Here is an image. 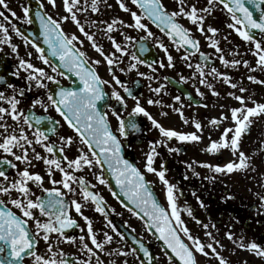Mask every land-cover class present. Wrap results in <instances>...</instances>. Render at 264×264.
<instances>
[{
	"label": "snow or ice",
	"instance_id": "6c2138e0",
	"mask_svg": "<svg viewBox=\"0 0 264 264\" xmlns=\"http://www.w3.org/2000/svg\"><path fill=\"white\" fill-rule=\"evenodd\" d=\"M47 2L52 7H58L57 0H47ZM102 2H105V0H84L83 4L80 3V0H60L59 6H62L65 15L54 18L42 10L43 0H41L40 6L35 11V18L39 22L44 43L48 45V50L53 57L59 58V66L51 63L42 47L29 41L28 37L15 25L12 26V31L21 37L25 44L31 43V46L39 54V59L51 68L52 74H49L45 68L34 66L31 62L19 58L18 70L13 75L19 76V69H23L27 73L26 79L29 82V91H31L33 82L35 88L45 90L47 102L37 97L32 100L30 108L35 109L39 105L45 113L49 106L54 108L68 127L74 130L80 143L86 146L88 151L79 149L78 154L71 159L67 155L56 158V146L48 135L49 132L55 133L56 127L54 124L51 127H41L45 120L52 121L53 118L46 115H36L34 111L26 114L24 109L19 107L24 96L22 90L9 85L14 93L10 97H6L0 91V101H6L8 105V107L0 106V152L13 157L11 160L6 157L0 159V264H70L67 259L57 258L56 248L61 243H79L82 246L81 250L86 252L87 258L83 259L80 264H93V261L94 264H106V261L101 259V254L127 257L129 252L136 256L137 264H152L154 257L140 240L133 237L139 248H131L128 251L122 248H112L113 236L105 232L102 234V239L98 238L93 229L92 220L83 214L82 209L87 203L91 202L96 212L107 216L106 205L104 198L99 193L90 190L86 179L83 176L75 175L74 172H79L85 167L91 169L95 166L103 167L104 165L115 177L116 184L120 186L124 196L135 205V208L130 210L147 221L149 230L154 226L166 248L174 253V256L165 253L168 264H172L175 258H179L181 264H199V255L215 257L218 264H229V261L217 250L216 245H220V242L213 237L211 232H205L206 236L212 241L205 244L199 237L194 236L185 225L177 202V185L170 183L166 178V162L161 163L159 170L154 167V158L159 155L158 147L163 146L170 153H178L181 151L180 148L169 146V141L174 138L182 143H199L203 139V125L199 121H193L196 131L183 132L166 128L154 118L142 106L139 97L133 92L132 88L128 87L115 74V69L122 63L120 57L128 54V48L117 42L111 33L118 25L143 31L145 35L139 38V51H147L144 41L153 39L154 43L165 52L167 58V64L160 61L159 68L174 67V58L169 54L168 48L163 42L155 38L154 33L143 22L144 18L147 17L161 32H166L176 46V51L184 50L182 59L188 61L194 53H199L203 57L205 61L203 65L201 63L187 64L189 68L195 69L191 79L198 76V83L210 89L214 96H219V92L216 91L209 77L213 80H222L230 88L238 90L240 94L228 92L227 95L234 98L239 106L231 107L229 114L221 113L219 118L214 117L210 120L211 125L220 126L222 120L230 119L233 126L224 128L218 140L211 139V134H209V144L206 148V151L211 154L228 150L234 159H230L224 164L204 163L201 166L207 167L217 174L247 172L253 170V160L249 154L242 150L241 145L243 137L250 133L255 121L264 116V102L255 101L251 93L245 96L244 93H247L248 89L232 82V77L229 74L219 71L216 67H210V71L206 72L205 68L209 67L206 62L210 57L200 51V41L193 36L189 28L180 23V19H187L196 26V30L205 37L206 41L209 42V46L215 49L219 61L225 67L238 68L242 65L250 73L257 71V69L264 72V0H206L205 7H199L193 0H175L173 10L168 9L164 0H130L132 5L141 10L140 13L129 8L126 0H116L119 8L130 15L132 23H125L121 19H112L110 22L91 21L93 26L98 23L103 25V27L98 28V31H102L112 44L114 51L111 53H105L103 47L97 42L95 35L86 30L85 24L80 19V15L88 11L98 13L101 10L100 4ZM0 6L8 9L6 0H0ZM106 7H111V5L106 4ZM218 8H222L228 14L230 22L226 25L227 28L234 31L244 42L252 45L249 51L256 58L254 65L247 59H227L225 57L224 49L220 47V41L215 39L219 29L210 24L206 25V18L214 14ZM22 12L25 22L32 24L33 19L29 16L30 8L23 6ZM254 13H258V15H254ZM11 16L16 17V12L11 11ZM0 18L8 19L4 12H0ZM68 21L77 26L78 31L87 38L92 48L100 54L108 66L112 82L119 85L127 96L135 101L131 111L128 112L127 119L115 107L111 109V115L115 118L117 125L115 131L111 126L109 113L98 106L101 101L107 104L109 95L104 90V86L109 84V81L102 79L96 68L92 66L100 65L102 61H89L86 58V53L76 47L74 42L78 41L79 38L74 33L67 34L62 27L63 22ZM121 35L124 37L126 44L136 39L124 33H121ZM223 39L228 41V36H223ZM80 43L82 44L83 41H80ZM0 45H10L12 52L18 54V45L12 42L9 28L5 23H0ZM233 54L234 56L240 55L236 49L233 50ZM31 55L32 53L29 52L28 56ZM131 61L133 62L128 65L127 69L129 71L136 69L137 64L147 63L135 52L131 53ZM147 66L152 69L153 73L157 71L152 63H148ZM60 67L66 69L68 73H74L79 78L82 87L61 86L56 92L50 90L47 82H56L55 74L59 76L66 75L65 71L60 70ZM125 70L123 67L119 69L121 73ZM138 75L145 77L146 74L138 72ZM146 78L149 81L159 79V77L152 75ZM186 79L181 76L179 82L185 83ZM246 79L251 83L264 85V79H258L255 75L250 74ZM4 80L5 78L0 76V82H4ZM164 80L167 81L168 77H164ZM165 87V84H159L155 88L149 85L150 91L157 95L161 94ZM17 92L20 98H17L15 94ZM196 92L201 97L204 95L200 88H196ZM110 95L122 108H127L126 100L119 91L113 88ZM187 95L191 100V94ZM173 100L179 103L181 102V96L176 95ZM146 103L148 105H158L161 104V100L149 98ZM249 103L251 106H248ZM203 106L207 107V105ZM168 107L173 108L181 116L183 123H189L188 119L184 118L183 104L180 107H174V105ZM161 115L166 116L167 113L162 112ZM137 116L145 117L160 133L161 138L159 140L150 141L151 147L150 151L146 153L145 168L148 173L156 175L165 186L167 208L157 201L150 190V182L146 181L141 170L124 156V144H122L121 138L127 139L131 133L141 131V125L135 119ZM6 117H10L11 124L6 121ZM29 129L32 131H28ZM59 140L61 141L59 153H64L65 148L71 147L73 144L72 136H60ZM35 146L42 147L49 155L42 156L40 152L36 151ZM30 152L31 155H29ZM33 160L42 161L47 166V176L49 182L54 185L53 187H44V176L39 172L29 170L35 166ZM16 161L24 164L25 167L22 170H17L15 178H10L7 170L2 166L6 165L11 169H17ZM187 166L191 167V164ZM56 171L61 174V179L54 178ZM96 179L101 185L108 183L103 173L96 175ZM30 182L40 187L43 193H47V197H34ZM78 190L79 199H76L74 197H76ZM13 192L17 193L15 197L12 196ZM113 195H116V193H113ZM193 195H195L194 191ZM4 196L10 198L8 202L2 198ZM65 197L73 198L66 200ZM232 198L231 196L227 197V199ZM196 199L200 202L201 207H206L198 196ZM259 199L261 207H264V196H260ZM9 204L12 207H9ZM13 208L16 211H13ZM72 210L85 221L90 243L85 242L84 235H81L79 240L75 236L66 235V229L73 226L80 227L77 220L70 215ZM183 211H186L189 217H193V210L190 207H185ZM193 218L195 219V217ZM29 221H32L31 225ZM197 222L201 223L205 230L208 229V224H203L198 220ZM107 224L116 232L117 236L123 239V233L116 231V226L111 220H107ZM226 236L230 241L234 240L232 232L226 233ZM41 241L45 243L49 255L41 254L38 251ZM220 246L223 247V245ZM239 246L254 253L257 257L264 258V245L255 241L244 244L243 238H241ZM140 252L147 260L141 258ZM63 255L61 251L59 256L63 257ZM122 264H129V262L124 259Z\"/></svg>",
	"mask_w": 264,
	"mask_h": 264
},
{
	"label": "flooded vegetation",
	"instance_id": "af4514ba",
	"mask_svg": "<svg viewBox=\"0 0 264 264\" xmlns=\"http://www.w3.org/2000/svg\"><path fill=\"white\" fill-rule=\"evenodd\" d=\"M193 2L199 7L206 6V0H193ZM80 3L83 4L84 0H80ZM126 3L133 11L140 13L138 7L132 5L130 0H126ZM164 3L169 10L175 8V0H164ZM106 4L111 5V7H106ZM57 5L58 7H52L48 4L47 0H43L45 11L54 18L65 15L62 6H59L60 3H57ZM26 6L28 7V5ZM100 8L101 10L98 13L88 11L81 14L80 19L81 22L85 24L86 30L95 35L97 42L103 47L105 53H111L114 51L112 44L102 31H98V28L103 27V25L98 23L96 26H93L91 21L110 22L112 19H121L125 23H132V20L128 13H125L119 8L116 0H105V2L100 4ZM0 12H4V15L8 18L7 20L0 18V23H5L9 28L12 42L18 45V54L12 52L10 45H0V76L5 78L4 82H0V91H2L6 97H10L14 93L9 85L22 90L24 96L19 107L24 109L26 114L30 111H34L36 115H46L53 118L52 121L45 120L41 127H51L53 124L56 127L55 133H48L51 141L55 144L57 149L56 158H61L63 155H67L71 159L78 154L79 149L88 151L86 146L80 143L79 137L74 130L68 127L67 123L54 110V108L49 106L46 113L39 105H37L35 109L30 108L32 100L37 97L47 102L45 90L35 88L33 82L31 91H29V82L26 79L27 73L23 69H19V76L13 75V73L18 70L19 58L31 62L34 66L45 68L49 74H52L51 68L49 65L41 64L39 62L37 57L39 54L35 51V48L31 46V43L25 44L23 39L12 31L13 25L18 29H20V26L32 27V24L25 22L24 14H18L17 12V16L12 17L9 8L4 9L2 6H0ZM254 15H258V13H254ZM143 22L148 25L149 29L154 33L155 38L163 42L168 48L169 54L174 58V67L159 68L158 64L160 61H164L165 64H167L166 54L156 43H154L153 39H148L144 41L148 50L145 52L139 51V53L145 57L143 60L147 63L137 64L136 69L130 71L127 70L128 65L133 62L131 61V53H136L137 50H139V38L144 36L145 33L141 30L125 28L118 25L111 35L115 37L117 42H120L128 48V54L120 57L122 63L115 69V74L124 81L128 87L132 88L133 92L139 97L142 106H144L164 127L177 131L193 132L196 131L193 121H199L203 125V139L199 143H182L174 138L169 141V146L180 148L181 151L178 153H170L167 148L163 146L158 147L159 155L154 158V167L159 170L161 163L166 162V178L170 183L177 185L176 195L178 197V205L181 209V218L194 236L199 237L202 242L207 244L212 241L206 236L205 232H211L213 237L220 242V245H223V247L220 245H216V247L221 255L229 261V264H264V258L257 257L254 253L242 249L239 246L241 238H243L244 244L255 241L264 245V207H261L259 199L260 196H264V143H262L264 142V116L259 117L255 121L250 133L243 137L241 145L242 150L249 154L253 160V170L247 172H234L232 174H217L211 169L201 166L204 163L213 165L224 164L230 159H234L228 150H221V153L211 154L206 151V148L209 144V134H211V139L218 140L224 128L233 126V122L230 119L222 120L220 126L211 125L210 120L214 117L219 118L221 113L229 114V109L231 107L239 106L235 99L229 97L227 93H240L238 90L230 88L222 80H213L209 77L210 82L214 84L216 91L219 92V96L212 95L210 89L198 83V76L195 79H191L195 69L187 66L188 63L193 65L201 63L203 65L205 63L203 57H201L199 53H194L190 56L188 61H185L181 58L184 55V50L181 49L179 52L176 51V46L167 36L166 32H161L160 29H158L146 17ZM229 22L230 19L228 14L226 11L222 10V8H218L214 14L206 18V25L210 24L219 29L215 39L220 41V47L224 49V55L227 59H247L254 65L256 58L249 51L252 45L244 42L234 31L227 28L226 25ZM180 23L184 24L185 27L191 30L193 36L200 41V51L210 57L206 62L209 65V67L205 68L206 72L210 71V67H216L219 71L229 74L232 77V82L238 83L239 86L246 87L248 92L244 93L245 96L251 93L255 101L264 102V85L254 84L246 79L250 74L255 75L258 79H264V72L257 69V71L250 73L242 65L238 68L225 67L219 61L215 49L210 47L209 42L206 41L205 37L196 30V26L184 18L180 19ZM62 27L67 34L74 33L79 38L78 41L74 43L80 51L86 53V58L89 61H102L100 65L92 66L96 68L102 79L109 81V84L104 86L105 92L109 93V95L107 97L108 103L105 104L104 101H101L98 106L102 107V110L109 113V120L115 131L117 125L115 118L111 115V109L115 107L120 111L121 115L127 119L128 112L131 111L135 101L129 98L119 85H115L112 82V76L108 71V66L103 61L100 54L92 48L87 38L78 31L77 26L71 21H68L63 22ZM121 33L132 36L136 39L131 43L126 44ZM225 35L228 36V41L223 39V36ZM80 41H83V43L81 44ZM133 45H135V47H133ZM234 49L240 53L239 56H234ZM29 52L32 53L31 56H28ZM93 53L98 55L100 59L95 58ZM117 55L119 56V54ZM148 63H152L157 69L155 73H153L152 69L147 66ZM121 67L126 69L125 72L121 73L119 71ZM138 72L145 73V77L139 76ZM55 75L56 82H47L50 90H52L53 86L59 89L61 86L66 87L69 85V79L65 76H59L58 74ZM149 75L159 77V79L149 81L146 78ZM181 76L187 78L185 83L179 82ZM164 77H168V80L165 81ZM159 84L166 85L161 94L157 95L150 91L149 85H151L152 88H155L159 86ZM113 88L124 96L127 104L126 109L122 108L111 97L110 93ZM196 88H200L204 93L202 97L197 94ZM189 93L192 97L191 100L187 95ZM15 94L17 95V98H20L18 92ZM176 95L181 96V102L177 103L173 100V97ZM149 98L159 99L161 100V104L148 105L146 101ZM181 104H183L184 118L189 121L188 124L183 123L181 116L178 115L173 108L168 107L169 105L180 107ZM203 105H207V107H204ZM0 106L8 107L6 101H0ZM248 106H251V104L249 103ZM162 112H166L167 115L162 116ZM135 119L141 125V131L139 133H131L127 139L121 138L122 144H124V156L129 162L133 163L134 166L141 170L145 175L146 181L150 182L149 186L153 188L157 198L162 205L167 208L165 186L159 181L156 175L148 173L145 168L146 153L150 151L151 147L150 141L159 140L161 138L160 133L145 117L137 116ZM6 121L10 124L12 123L10 117H6ZM28 131L32 130L29 129ZM60 136L73 137L72 146L65 148L64 153H59L58 151L61 146V141L59 140ZM35 147L36 151L40 152L42 156L49 155L42 147ZM29 155H31V152ZM5 157L10 160L13 159L11 155L0 152V159ZM15 163L17 169H11L6 165L2 166L7 170L10 178H15L17 170H22L25 167L24 164L18 161ZM33 164L35 166L31 167L29 170L31 172H39L44 176V187H53L54 185L49 182L47 176V166L44 165L42 161L33 160ZM189 164H191V167L187 166ZM100 173H103L104 178L108 181L107 184H99L96 175ZM197 173L198 175H196ZM74 174L77 176H83L88 182L90 190L99 193V195L104 198L107 216L96 212L94 205L91 202L87 203L82 209L83 214L92 220L93 229L98 238L102 239V234L107 232L113 236L112 248H122L123 250L128 251L131 248H139V245L136 244L133 239V237H135L140 240L153 255L154 259L152 264H168L167 257L165 256V253L167 252L160 245L156 235L152 233V230H149L147 221L137 216L134 211H131L130 208L124 206L116 195H113L114 189L107 179L104 166H95L91 169L85 167L79 172H74ZM54 178L61 179V174L56 171L54 173ZM30 186L34 193V197H47V193H43L40 187L31 182ZM193 191L195 192V195H193ZM16 195V192L12 193L13 197ZM197 196L203 201L206 207H201L200 202L196 199ZM228 196L233 198L227 199ZM2 198L6 202L10 199L7 196ZM70 198L73 197H65L66 200ZM74 198L79 199V190ZM9 207L12 206L9 204ZM185 207H190L193 210V217H195V219L189 217L187 212L183 211ZM12 210L16 211L15 208ZM70 215L77 220L80 227L73 226L70 229H66V235L75 236L77 237V240H79L81 235H84L85 242H89L83 218L75 213L74 210L70 212ZM107 220L112 221L116 226L117 232L123 233V239L117 236L116 232L108 226ZM197 220L203 224H208V229L205 230ZM29 224L31 225L32 221H29ZM228 232L234 234L233 241H230L227 238L226 233ZM81 247L82 246L79 243H61L56 248L58 253L57 258L67 259L70 264H80L83 259L87 258L86 252L82 251ZM38 251L41 254L49 255L43 241L40 242ZM61 251L64 254L63 257L59 256ZM139 255L141 258L147 260L146 257H143L142 252H140ZM101 259L106 261V264H122L124 259H127L129 264H137L136 256L132 255L130 252L127 257L115 254L112 256L101 254ZM198 260L199 264H218L217 259L211 256L204 257L199 255ZM172 264L179 263L173 261Z\"/></svg>",
	"mask_w": 264,
	"mask_h": 264
},
{
	"label": "water",
	"instance_id": "95a60500",
	"mask_svg": "<svg viewBox=\"0 0 264 264\" xmlns=\"http://www.w3.org/2000/svg\"><path fill=\"white\" fill-rule=\"evenodd\" d=\"M29 3V8H30V12L29 15L31 16V18L33 19V25L34 27L32 29H28L26 27H23L21 30L22 32L34 43L38 44L40 47H42L45 50V54L49 57L50 61L59 66L60 65V61L58 57H53L50 53V51L48 50V45L44 43V37L42 35V30L40 28L39 22L38 20H36L35 18V11L37 10V8L40 6V2L38 0H27ZM44 11V8L42 9ZM45 12V11H44ZM152 22V21H151ZM136 54L141 57V59H145L144 56H142L139 53V50H137ZM60 70L65 71L66 76L69 78L71 85L69 87H76V86H80L82 87V84L80 83V80L78 77L75 76L74 73H68L66 69H63L62 67H60ZM59 89L56 87L52 88V91L56 92ZM105 169H106V176L109 179L112 188L114 189V193H116V196L119 198L120 202L125 205L126 207L130 208V209H134L135 205H133L131 203V201L128 200V198L126 196H124L123 192L120 190V186L116 184V180L115 177L111 174V172H109L107 170V166L104 165ZM150 190L153 192L154 196L156 197L154 191L152 190V188L150 187ZM157 199V197H156ZM157 201L159 202V200L157 199ZM160 203V202H159ZM152 233L156 235L160 245L166 250V252L168 253V255H172L174 256V253L171 252L170 249H167L163 240L160 239L159 234L156 233L155 231V227L153 226L151 228ZM175 261L178 262L179 264H181V262L179 261V258H175Z\"/></svg>",
	"mask_w": 264,
	"mask_h": 264
},
{
	"label": "rangeland",
	"instance_id": "374dc122",
	"mask_svg": "<svg viewBox=\"0 0 264 264\" xmlns=\"http://www.w3.org/2000/svg\"><path fill=\"white\" fill-rule=\"evenodd\" d=\"M6 3L8 4L9 12L15 11L16 13L18 12V14L23 13L22 7L26 6V2L24 0H6ZM57 3H60V0H57ZM93 55L95 58L100 59L98 55L94 53ZM37 57H38L39 62L43 64V62L39 59V55Z\"/></svg>",
	"mask_w": 264,
	"mask_h": 264
}]
</instances>
